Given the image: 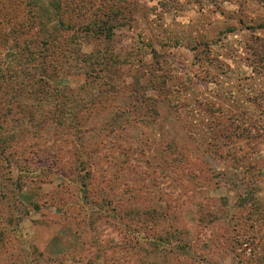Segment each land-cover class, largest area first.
Returning a JSON list of instances; mask_svg holds the SVG:
<instances>
[{"label": "rangeland", "instance_id": "1", "mask_svg": "<svg viewBox=\"0 0 264 264\" xmlns=\"http://www.w3.org/2000/svg\"><path fill=\"white\" fill-rule=\"evenodd\" d=\"M0 264H264V0H0Z\"/></svg>", "mask_w": 264, "mask_h": 264}, {"label": "trees", "instance_id": "2", "mask_svg": "<svg viewBox=\"0 0 264 264\" xmlns=\"http://www.w3.org/2000/svg\"><path fill=\"white\" fill-rule=\"evenodd\" d=\"M63 22H59V24H62ZM104 26L106 27L107 26V24H106V22H104ZM62 27H70V26H66L65 24H63V26ZM103 29V30H102ZM100 31V33H105V35L106 36H110L111 34H112V28H111V26H108V28H102Z\"/></svg>", "mask_w": 264, "mask_h": 264}]
</instances>
